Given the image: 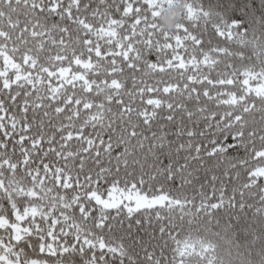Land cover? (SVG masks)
Returning <instances> with one entry per match:
<instances>
[{"label":"snow or ice","instance_id":"obj_1","mask_svg":"<svg viewBox=\"0 0 264 264\" xmlns=\"http://www.w3.org/2000/svg\"><path fill=\"white\" fill-rule=\"evenodd\" d=\"M0 0V264H264V0Z\"/></svg>","mask_w":264,"mask_h":264},{"label":"trees","instance_id":"obj_2","mask_svg":"<svg viewBox=\"0 0 264 264\" xmlns=\"http://www.w3.org/2000/svg\"><path fill=\"white\" fill-rule=\"evenodd\" d=\"M182 2L183 0H177V3L175 4V6L169 11L164 13V15L162 16V20L165 24H168L170 26H173L175 24L176 22L175 18H178L180 15V8L182 6ZM165 18H167V22Z\"/></svg>","mask_w":264,"mask_h":264},{"label":"clouds","instance_id":"obj_3","mask_svg":"<svg viewBox=\"0 0 264 264\" xmlns=\"http://www.w3.org/2000/svg\"><path fill=\"white\" fill-rule=\"evenodd\" d=\"M166 19V22H167V18H165Z\"/></svg>","mask_w":264,"mask_h":264}]
</instances>
